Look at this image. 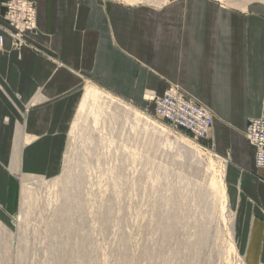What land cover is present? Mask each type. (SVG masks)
<instances>
[{
	"label": "crops",
	"instance_id": "obj_1",
	"mask_svg": "<svg viewBox=\"0 0 264 264\" xmlns=\"http://www.w3.org/2000/svg\"><path fill=\"white\" fill-rule=\"evenodd\" d=\"M29 1L36 31L25 40L42 54L13 50L6 34L0 51V220L10 225L13 174H60L85 85L143 107L146 92L162 96L172 84L211 112L200 141L226 162L235 246L245 264H264V169L245 137L264 106V5Z\"/></svg>",
	"mask_w": 264,
	"mask_h": 264
},
{
	"label": "rangeland",
	"instance_id": "obj_2",
	"mask_svg": "<svg viewBox=\"0 0 264 264\" xmlns=\"http://www.w3.org/2000/svg\"><path fill=\"white\" fill-rule=\"evenodd\" d=\"M112 1L161 7L172 0ZM211 1L236 11L264 5ZM87 88L100 97L82 105ZM152 96L136 107L85 85L60 174L12 175L15 208L10 225L0 220V264H245L235 242L237 255L229 246L234 212L228 199L224 209L220 187L226 162L155 119Z\"/></svg>",
	"mask_w": 264,
	"mask_h": 264
},
{
	"label": "built area",
	"instance_id": "obj_3",
	"mask_svg": "<svg viewBox=\"0 0 264 264\" xmlns=\"http://www.w3.org/2000/svg\"><path fill=\"white\" fill-rule=\"evenodd\" d=\"M2 19L7 27H0V50L4 35H8L16 51L30 48L40 52L25 40L26 34L36 31V8L29 0H3ZM152 116L174 130L182 131L195 141L208 140L212 131V116L208 110L183 95L177 88H168L162 96L149 99ZM245 137L255 149V166L264 169V106L258 118L248 121Z\"/></svg>",
	"mask_w": 264,
	"mask_h": 264
},
{
	"label": "bare ground",
	"instance_id": "obj_4",
	"mask_svg": "<svg viewBox=\"0 0 264 264\" xmlns=\"http://www.w3.org/2000/svg\"><path fill=\"white\" fill-rule=\"evenodd\" d=\"M97 97H100L99 96V93H97V91L95 90V89H93V88H87L86 90H85V94H84V97H83V102H82V105H84V103L86 102V101H88V100H91V99H95V98H97ZM109 101H110V99H108ZM119 100V99H118ZM114 102V100H112L111 99V102ZM94 102V101H93ZM96 102H97V100H96ZM112 102V103H113ZM108 103V102H107ZM115 105V104H114ZM85 107V106H84ZM132 107V106H131ZM117 108V107H116ZM206 109V108H205ZM207 110V109H206ZM136 113H134V115H135V117L136 118H141L140 117V113H138L137 111H135ZM139 116H138V115ZM186 141H188V142H190L187 138L185 139ZM220 178V177H219ZM34 185V184H33ZM220 187H221V197H222V199H223V206H224V209L225 210H228L229 208H228V203H227V198H226V193H225V186H224V183H223V181L221 180V183H220ZM25 189H27L26 187H25ZM22 195V194H21ZM26 195H28V194H26ZM25 195V196H26ZM22 199H24V197H22ZM21 199V200H22ZM26 202V201H25ZM22 216V215H21ZM23 218V217H22ZM21 220V219H20ZM19 220V221H20ZM1 231V230H0ZM233 236L234 235H232V237L230 238V245L229 246H231V248L233 249V251H234V253L237 255V251H236V249H235V246H234V238H233ZM234 254V255H235Z\"/></svg>",
	"mask_w": 264,
	"mask_h": 264
},
{
	"label": "trees",
	"instance_id": "obj_5",
	"mask_svg": "<svg viewBox=\"0 0 264 264\" xmlns=\"http://www.w3.org/2000/svg\"><path fill=\"white\" fill-rule=\"evenodd\" d=\"M188 135V134H187Z\"/></svg>",
	"mask_w": 264,
	"mask_h": 264
}]
</instances>
